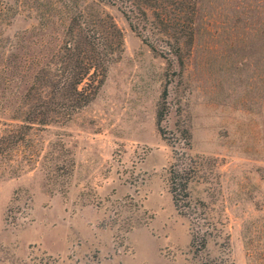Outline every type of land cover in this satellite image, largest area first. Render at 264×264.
Segmentation results:
<instances>
[{"label":"rangeland","instance_id":"obj_1","mask_svg":"<svg viewBox=\"0 0 264 264\" xmlns=\"http://www.w3.org/2000/svg\"><path fill=\"white\" fill-rule=\"evenodd\" d=\"M74 7L108 15L122 52L89 105L30 134L21 151L35 152L31 168L0 172V264H200L197 229L208 260L264 264V0H199L181 70L115 3L0 0V134L20 123L32 76L60 48ZM177 149L195 163L198 221L169 191Z\"/></svg>","mask_w":264,"mask_h":264},{"label":"trees","instance_id":"obj_2","mask_svg":"<svg viewBox=\"0 0 264 264\" xmlns=\"http://www.w3.org/2000/svg\"><path fill=\"white\" fill-rule=\"evenodd\" d=\"M107 1L118 6L130 30L151 51L180 70L184 67L194 42L199 0ZM74 9L56 54L41 57L43 63L38 65L25 94L26 111L20 123L4 125L0 134V172L6 167L12 174L22 172L21 162L27 170L31 168L36 162L35 152L29 151L25 157L21 151L31 141L30 134L51 124L66 123L89 105L102 88L109 65L122 52V33L108 15L92 19L77 7ZM165 114L162 107L156 116L162 138H166L160 126ZM173 153L174 163L168 171L173 204L179 213L198 221L202 207L193 203L189 192L195 163L182 149ZM206 244L207 231L197 229L191 247L200 264H226L204 257Z\"/></svg>","mask_w":264,"mask_h":264}]
</instances>
